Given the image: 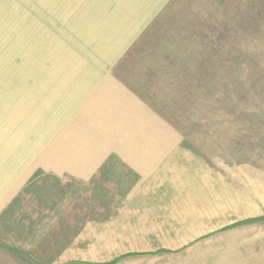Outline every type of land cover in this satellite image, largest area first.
Instances as JSON below:
<instances>
[{
  "label": "rangeland",
  "instance_id": "374dc122",
  "mask_svg": "<svg viewBox=\"0 0 264 264\" xmlns=\"http://www.w3.org/2000/svg\"><path fill=\"white\" fill-rule=\"evenodd\" d=\"M109 4L0 0V157L38 127L52 142L50 96L102 64ZM114 69L179 144L151 173L111 156L86 177L31 148L0 264H264V0H172Z\"/></svg>",
  "mask_w": 264,
  "mask_h": 264
},
{
  "label": "crops",
  "instance_id": "0c3cea01",
  "mask_svg": "<svg viewBox=\"0 0 264 264\" xmlns=\"http://www.w3.org/2000/svg\"><path fill=\"white\" fill-rule=\"evenodd\" d=\"M171 1L110 0L108 9L104 8L102 64L76 74L73 84L55 86L50 96L52 107L47 113L51 115L43 117V124L50 121L54 126L52 142L44 144L46 128L40 127L31 147L27 140L6 138L0 157V217L33 173L31 148L39 167L47 166L56 175L67 172L83 177L98 172L111 156L137 173L148 174L172 153L180 141L173 124L114 69ZM57 129L62 132L60 138L55 135Z\"/></svg>",
  "mask_w": 264,
  "mask_h": 264
}]
</instances>
